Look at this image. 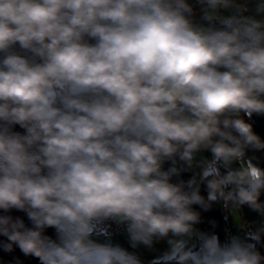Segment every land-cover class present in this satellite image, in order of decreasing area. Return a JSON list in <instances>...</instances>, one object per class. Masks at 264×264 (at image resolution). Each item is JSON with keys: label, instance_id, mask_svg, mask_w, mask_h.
Masks as SVG:
<instances>
[{"label": "clouds", "instance_id": "1", "mask_svg": "<svg viewBox=\"0 0 264 264\" xmlns=\"http://www.w3.org/2000/svg\"><path fill=\"white\" fill-rule=\"evenodd\" d=\"M245 10L197 27L186 0H0V211L31 224L0 215L4 251L39 264H141L93 236L117 219L144 245L187 234L203 199L163 164L201 149L212 155L208 199L234 185L226 199L260 209L264 178L216 167L264 149L239 118L264 114V19ZM173 253L180 264L264 261L254 245L214 236L199 255Z\"/></svg>", "mask_w": 264, "mask_h": 264}, {"label": "crops", "instance_id": "2", "mask_svg": "<svg viewBox=\"0 0 264 264\" xmlns=\"http://www.w3.org/2000/svg\"><path fill=\"white\" fill-rule=\"evenodd\" d=\"M233 7L228 9L220 8L217 10H212V12L217 13L220 18L237 15L238 9H246L243 11L245 16H255L257 19H264V15H258L256 10L253 9L251 0H232ZM194 26L197 27H208L207 25L196 21L190 20ZM212 160V155L209 151L201 149L196 151L192 155V163L190 165V181H193L191 190H195L197 185L202 178V170L207 166L206 159ZM199 163L195 165V162ZM232 165H237L236 168H232ZM219 168L221 175L227 174V172H240V171H250L257 178L261 179L260 172L255 166H253L249 161L237 159L236 161L230 162L228 165H223L222 163L216 165ZM195 169V172H192ZM234 185H229L226 188L225 197L229 192H234ZM190 190V191H191ZM224 197L223 206V222H224V240L223 245L229 243L233 239H239L247 244L254 245L252 238L254 236L250 235L244 226V221L241 215L240 202L239 199L233 195L232 198L226 199ZM118 224L122 227L120 232L104 231L95 233L93 239L101 243H111L114 245H119L130 252H133L140 259L141 264H157L159 262L171 259H179L177 255L173 253V249L186 248L187 250L196 253L197 255L202 253L203 242L210 238L216 237L214 234H208L202 232L197 224L191 223L190 230L187 234L182 236H174L169 233L167 237L153 238L150 245H144L138 242V238L131 236L126 223L120 222L117 219ZM217 238V237H216Z\"/></svg>", "mask_w": 264, "mask_h": 264}, {"label": "trees", "instance_id": "3", "mask_svg": "<svg viewBox=\"0 0 264 264\" xmlns=\"http://www.w3.org/2000/svg\"><path fill=\"white\" fill-rule=\"evenodd\" d=\"M239 118L243 119L246 123L251 124L253 132L264 141V114L253 113L251 117L246 116L243 112L239 114ZM18 131H22L17 127ZM183 151V148H181ZM240 159L249 161L260 172L261 178H264V149H254L248 147L245 149V154ZM192 160L184 161L180 160L179 156H176L173 160H166L163 164V170H169L175 168L177 170L176 175L171 176V182L176 184H183V190L190 191L188 182L190 181V165ZM208 179L201 178L197 188L199 194L203 199L202 204L191 205V210L197 214L198 219L196 224L198 228L208 234H214L218 238L221 245L224 240V222L222 218L224 197H221L217 193V199L215 201L209 200V192L211 189L208 187ZM227 188V187H226ZM223 188V191H226ZM261 205L260 209L254 210L248 204L240 203L241 215L245 225L253 228L255 235L252 238L255 250H257L261 256H264V189H261L260 196L257 201ZM0 215H12L13 217H20L23 219L27 226H31L27 216L23 212H17L12 210L9 213L0 211ZM47 234L55 239L54 230L48 229ZM6 242V238L0 236V264H39L37 258L31 255L23 254L18 247L13 246V250L8 252L4 251L2 245ZM157 264H180L179 259H171L159 262ZM264 264V261H262Z\"/></svg>", "mask_w": 264, "mask_h": 264}, {"label": "built area", "instance_id": "4", "mask_svg": "<svg viewBox=\"0 0 264 264\" xmlns=\"http://www.w3.org/2000/svg\"><path fill=\"white\" fill-rule=\"evenodd\" d=\"M186 2L192 8V13L189 17L190 20L199 21V22L207 25L208 27H220V24H219L220 16L217 13L212 12V10L207 7L204 0H186ZM260 2H261V0H251L252 7L254 10H256L257 4ZM206 14H211L214 18L211 21L205 20L204 16ZM236 160L237 159H234L232 161H236ZM244 226H245L246 231L250 235H252V236L255 235L253 228H251L250 226L245 225V224H244ZM121 229H122V227L118 224L117 220L107 221L106 225L103 228L97 230L96 233L104 232V231L120 232Z\"/></svg>", "mask_w": 264, "mask_h": 264}, {"label": "rangeland", "instance_id": "5", "mask_svg": "<svg viewBox=\"0 0 264 264\" xmlns=\"http://www.w3.org/2000/svg\"><path fill=\"white\" fill-rule=\"evenodd\" d=\"M206 163H208L209 162V158L208 159H206V161H205ZM199 162L198 161H196L195 162V165H197ZM232 168H236L237 167V165H232L231 166ZM192 172H195V169H193V171Z\"/></svg>", "mask_w": 264, "mask_h": 264}]
</instances>
